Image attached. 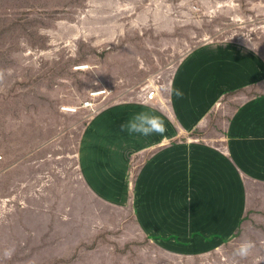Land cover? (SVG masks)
<instances>
[{
	"label": "rangeland",
	"instance_id": "obj_1",
	"mask_svg": "<svg viewBox=\"0 0 264 264\" xmlns=\"http://www.w3.org/2000/svg\"><path fill=\"white\" fill-rule=\"evenodd\" d=\"M3 15L0 264H264L263 192L228 240L145 238L135 197L145 146L165 133L161 110L139 95L157 86L172 100L176 73L195 64L199 84L220 50L262 81L264 0H0ZM103 88L93 130L94 113L62 111ZM216 107L229 117L234 104ZM138 112L153 113L157 131L113 127Z\"/></svg>",
	"mask_w": 264,
	"mask_h": 264
},
{
	"label": "crops",
	"instance_id": "obj_2",
	"mask_svg": "<svg viewBox=\"0 0 264 264\" xmlns=\"http://www.w3.org/2000/svg\"><path fill=\"white\" fill-rule=\"evenodd\" d=\"M218 52V64L200 76L199 84L197 77L189 78L195 64L185 66L165 96L172 100L148 104L161 110L166 130L160 131V141L145 146L148 157L135 187L137 220L145 238L228 240L240 220L248 219L251 199L259 203L264 193V74L257 75L262 81L249 82L254 78L244 72L241 60L235 68L227 51ZM221 101L234 104L229 117L226 109L216 107ZM103 110L88 120L90 130L96 126L93 120L106 114ZM98 126L97 141L105 129ZM116 126L121 125L114 122Z\"/></svg>",
	"mask_w": 264,
	"mask_h": 264
},
{
	"label": "clouds",
	"instance_id": "obj_3",
	"mask_svg": "<svg viewBox=\"0 0 264 264\" xmlns=\"http://www.w3.org/2000/svg\"><path fill=\"white\" fill-rule=\"evenodd\" d=\"M182 93L177 90V95H181ZM156 117L151 112H138L134 113L133 116L126 122L121 124V128H127V130L132 133H140L142 135H148L154 131H157L155 125ZM251 247L250 241H242L238 248L237 253L239 255H246L249 248ZM12 254L11 249H5L4 255L10 256Z\"/></svg>",
	"mask_w": 264,
	"mask_h": 264
},
{
	"label": "built area",
	"instance_id": "obj_4",
	"mask_svg": "<svg viewBox=\"0 0 264 264\" xmlns=\"http://www.w3.org/2000/svg\"><path fill=\"white\" fill-rule=\"evenodd\" d=\"M80 66V65H79ZM77 68H79L78 66H75ZM81 67H84V65H81ZM145 91L142 92V96L139 95V97L142 98V101L144 103H153L156 102L159 99V89L157 86L148 88L146 90V88H144ZM101 92H103V94H99L97 95L98 92L92 91L90 93V95H88V99L86 100V102H84L81 105H77V106H62V111L63 112H68L69 114L72 113H76L79 110L82 109H87L90 112H92V114H96L97 112L101 111V108L103 107V105H101V101H98L100 96H104L105 95V90H100ZM99 91V92H100ZM107 97L105 96L103 99L105 100ZM66 108V109H64Z\"/></svg>",
	"mask_w": 264,
	"mask_h": 264
},
{
	"label": "trees",
	"instance_id": "obj_5",
	"mask_svg": "<svg viewBox=\"0 0 264 264\" xmlns=\"http://www.w3.org/2000/svg\"><path fill=\"white\" fill-rule=\"evenodd\" d=\"M4 16H5V15L2 16V23H0V29H5V30H7V28L10 27V25L7 24V23L5 22V20H4ZM8 30H9V29H8ZM193 134H195V133H193ZM172 142H175V141H172ZM139 177H140V176H138L137 181L139 180ZM244 221H245L244 219H241V220H240L239 228H240L242 222H244Z\"/></svg>",
	"mask_w": 264,
	"mask_h": 264
},
{
	"label": "bare ground",
	"instance_id": "obj_6",
	"mask_svg": "<svg viewBox=\"0 0 264 264\" xmlns=\"http://www.w3.org/2000/svg\"><path fill=\"white\" fill-rule=\"evenodd\" d=\"M85 65V64H84ZM87 66L85 65V68H86ZM81 69H84V67H81ZM104 90H105V95L103 96V98L106 96H108V91L105 89V88H103ZM100 90H102V89H96V90H91V91H95V92H98L97 93V95H99V94H103V92H101ZM100 91V92H99ZM89 95V94H88ZM64 109H66V108H64Z\"/></svg>",
	"mask_w": 264,
	"mask_h": 264
}]
</instances>
